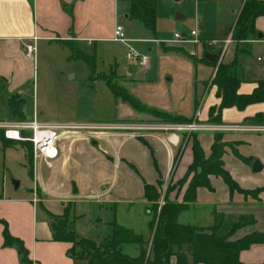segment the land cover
Instances as JSON below:
<instances>
[{
  "label": "crops",
  "instance_id": "crops-1",
  "mask_svg": "<svg viewBox=\"0 0 264 264\" xmlns=\"http://www.w3.org/2000/svg\"><path fill=\"white\" fill-rule=\"evenodd\" d=\"M218 1L239 2L233 26L225 39L220 43L201 40L204 50L202 54L195 48L192 50L184 47L186 44L181 41H177L179 44L164 45L159 49L160 66L156 77L150 74L153 67L149 62L142 66L137 59L129 56V50L133 48L129 46L130 64L140 66L139 71L135 72L130 66L132 76L128 77L124 71L125 66L118 70V65L113 74L129 81L124 87L118 84L117 86L124 88L148 108L193 119L192 121L198 123H211L208 120L210 108L220 104L217 86L212 84V78L221 62L227 63L238 55L240 74L243 76L238 92L252 93L258 82L264 79V16L257 17L254 21V32L250 33L246 40L237 43L232 36L244 0ZM5 3V8L21 16L24 24L13 34L0 35V49L9 46L3 44V41L9 44L14 42L19 46V42L24 39L39 37L38 33H44L46 37L61 42L70 41L78 48L85 43H94L97 46L102 42L114 40V29L118 24L127 26L129 32L137 34L139 38L135 40L131 37V42L134 41L139 47L145 42L142 40H149V43L157 40L156 25L155 30L151 31L139 20L131 18L127 0H5ZM155 3L157 14V0ZM121 17L127 20L126 25L121 22ZM127 41H130L129 38ZM127 41L119 42L125 44ZM206 52L215 55L217 60L213 62L206 58L209 62L202 61L201 57H205ZM144 53L149 55L148 52L141 54ZM171 67H175L172 69L176 73L177 69H181L183 75L182 79L179 77L178 83L168 85L165 76L171 73L173 77ZM100 74L107 75L104 72L97 74L101 79L103 78ZM108 88L110 89L109 86ZM114 97L117 100L120 121L105 125L122 127L94 131L77 129L72 134L63 136L58 142L57 158L49 165H41L42 178H39L38 174L35 175L33 160L31 164L29 162L30 176L34 184L25 190H21V183L15 188L2 180L0 264H86V259L73 256L72 242L54 239L52 219L48 213L65 215L69 219L70 228L82 235L84 225L75 223L79 216L80 219H85L84 204L85 199L89 197L102 198L113 203L115 207L120 206L123 218L121 224L132 228L145 239L152 238V216L148 209L150 202L144 196V184H156L158 178L163 177L165 184L162 198L171 182L175 187L168 193L169 200L183 201L187 184L180 186L176 182L184 176L193 161V140L190 142L184 138L186 132H178L177 142H172L171 131L161 129L139 130L135 132L140 135L130 136L134 132L132 127L153 125L131 120L140 119L149 113L136 110L122 97ZM260 114L264 118V99L248 104L242 110L236 107L223 109L221 124L264 126V122H253V118ZM214 133L216 132H193L206 156L211 154ZM222 133L224 141L229 143L222 157L224 167L242 188L254 189L264 186V132L237 130ZM1 134L2 131L0 137ZM12 142L13 145L16 141ZM28 148L29 146L26 147L29 153ZM255 160H259L262 165L261 170L257 172L252 170ZM210 183L212 190L198 187L196 200L190 202L179 214L181 223L209 227L216 211L227 214L251 213L256 222L243 227V235L254 230L264 231V190L258 199L246 197L239 192L231 196L221 177L210 175ZM5 229L18 240L5 244ZM20 244L25 253L20 251ZM240 260L245 263L264 261V243L253 244L249 249L243 250ZM171 264H176V257H172Z\"/></svg>",
  "mask_w": 264,
  "mask_h": 264
},
{
  "label": "rangeland",
  "instance_id": "rangeland-1",
  "mask_svg": "<svg viewBox=\"0 0 264 264\" xmlns=\"http://www.w3.org/2000/svg\"><path fill=\"white\" fill-rule=\"evenodd\" d=\"M5 6V0H0V35L13 34L24 24L21 16L15 15ZM238 9V1L157 0V40H154L155 42L149 43V40H142L145 42H142L139 47L134 41L131 42L133 40L131 37L135 40L139 38L137 34L133 31L129 32L127 26H124L126 36L130 40L125 44L110 40L97 46L94 43L80 45L84 52L96 55L97 71L92 75L88 64L83 59L72 57L73 51L69 46L55 38L46 37L44 33H38L40 36L36 40L29 38L20 41L19 46H16L17 43L14 42L9 44L3 41V44L9 46L0 49V121L18 120L9 113L7 100L11 94L20 93L23 97V109L27 119L36 117L40 121L48 120L77 125H103L119 122L117 100L105 81L97 74L107 73L106 78L124 87L129 80L116 77L113 72L115 73L118 65V70L125 66L124 71L128 77L132 76L130 66L135 72L139 71L140 66L130 64L128 58V50L131 46L139 53H149L151 57L149 63L153 67L150 74L156 77L160 66L159 49H162L164 45L179 44L174 36L176 33L185 35L191 30H196L198 35L195 38L182 43L186 44L184 47L192 48V50L195 48L199 54H202L204 50L201 40H214L220 43L225 39L233 26L232 23ZM126 21L124 17H121L124 25ZM25 44H34L35 52L32 58L26 57L25 48L22 47ZM172 68L175 67H171L170 71L174 74L173 77L171 73L165 76L168 85L178 83L179 77L183 75L181 69H177L178 73H176ZM170 78L173 80H169ZM131 120L153 125L155 123L184 125L194 122L190 119L171 124L161 117L151 116V113L140 119ZM95 129L91 128L90 131ZM192 134V131H186L184 138L191 142ZM28 146V143L23 142H14L13 145L5 146L0 140V185L4 179L13 186V180L19 181L21 190L33 186L29 153L26 149ZM85 202V219L82 220L79 216L75 224L84 225L82 235L95 242H102L112 234L113 221L120 224L123 222L120 206L115 207L113 203L98 197H89L85 199ZM242 229L244 228L233 233L230 240L241 237L244 233ZM188 263L193 264L191 256L188 257Z\"/></svg>",
  "mask_w": 264,
  "mask_h": 264
},
{
  "label": "trees",
  "instance_id": "trees-1",
  "mask_svg": "<svg viewBox=\"0 0 264 264\" xmlns=\"http://www.w3.org/2000/svg\"><path fill=\"white\" fill-rule=\"evenodd\" d=\"M130 4L128 13L131 18L139 20L147 29L154 31L156 25L155 0H127ZM264 16V0H244L237 17L232 39L237 43L248 38L254 32V21ZM73 51L72 57L83 59L89 66L91 75L96 70V56L90 55L78 48L70 41H63ZM238 55L227 63H220L212 78V84L217 86V96L220 104L213 106L209 111V122L221 123L222 111L228 107L244 109L248 104L264 99V79L250 94L238 92L243 76L240 74ZM202 61L209 62L205 57ZM110 87L112 93L132 105L140 112L151 113L168 122L189 121L186 117L174 116L170 113L148 108L138 99L128 93L124 88L118 87L106 75L100 74ZM99 76V75H98ZM8 111L17 119H26L23 110V97L19 93L11 94L7 100ZM253 122H264L263 116L253 118ZM1 142L12 145V141L5 139L1 134ZM193 161L186 173L176 184H187L182 202L169 200L168 193L175 187L171 182L167 185L164 197L162 191L165 181L158 178L156 184H144V196L150 202L148 209L152 216V238L145 239L132 228L116 221L112 222V234L102 242H95L79 234L69 226V219L65 215L48 213L52 219L54 239L72 242L71 251L76 258H84L90 264H171L172 257H176V264H189L188 257H192L193 264H264L262 262L245 263L240 260V253L249 249L253 244L264 243V231L254 230L238 239L230 240V236L238 229L256 222L251 213L233 214L215 212L214 220L209 227H198L184 224L179 221V214L187 208L190 202L196 200L198 187H207L212 190L210 175L219 176L228 186L230 195L235 192L259 198L264 186L254 189H245L224 167L223 155L225 147L229 145L224 141L223 133H214V142L211 154L206 156L202 145L196 135L192 134ZM29 145V161L32 162L31 145ZM207 228V230H205ZM5 244L16 242L5 229ZM20 242V241H18ZM187 247V249H185ZM127 248V250H126ZM20 251L26 252L22 244ZM26 261H28L25 256Z\"/></svg>",
  "mask_w": 264,
  "mask_h": 264
},
{
  "label": "built area",
  "instance_id": "built-area-1",
  "mask_svg": "<svg viewBox=\"0 0 264 264\" xmlns=\"http://www.w3.org/2000/svg\"><path fill=\"white\" fill-rule=\"evenodd\" d=\"M198 35L196 30H192L189 35H183L180 33L175 34V38L178 41L186 42L191 38H195ZM38 37L33 36V40ZM114 40L127 41L126 32L124 27L120 24L116 25L114 29ZM196 42V40H195ZM230 40L228 41V43ZM25 54L27 57L32 58L35 52L34 44H25ZM129 56L132 59H137L142 66H146L149 62V55L141 54L133 48L129 50ZM260 59V58H259ZM171 123V122H170ZM173 124V123H171ZM176 124V123H175ZM122 127L120 125H76L67 123H57V122H45L39 121L35 118L33 119H18L15 121H0V130L3 133L5 139L9 141L29 143L31 145V155L33 160V171L35 175H39L42 178L40 167L41 165H49L58 156V142L63 136L72 134L77 129H88L96 128L95 130L101 129H112ZM134 130L130 136L140 135L135 131L147 130V129H161L165 131H171V141L177 142L178 132L186 131H237V130H252L264 132V126L260 125H223L221 123H198L196 121L192 123H186L184 125H150L146 127L140 125L137 127H132ZM176 138V140H175ZM39 171V172H38Z\"/></svg>",
  "mask_w": 264,
  "mask_h": 264
},
{
  "label": "water",
  "instance_id": "water-1",
  "mask_svg": "<svg viewBox=\"0 0 264 264\" xmlns=\"http://www.w3.org/2000/svg\"><path fill=\"white\" fill-rule=\"evenodd\" d=\"M204 56H205V58H207L208 60L213 61V62L217 60V57L215 55L210 54L208 52H206L204 54ZM261 168H262V165L260 164L259 160H255L254 163H253L252 170L254 172H257V171H260ZM13 184H14V187L15 188H18L19 187V181L13 180Z\"/></svg>",
  "mask_w": 264,
  "mask_h": 264
}]
</instances>
